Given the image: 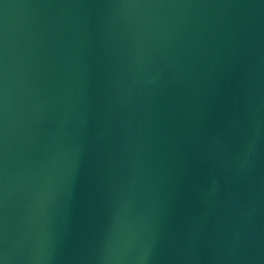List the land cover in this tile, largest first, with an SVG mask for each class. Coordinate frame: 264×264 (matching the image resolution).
<instances>
[{"label":"water","instance_id":"95a60500","mask_svg":"<svg viewBox=\"0 0 264 264\" xmlns=\"http://www.w3.org/2000/svg\"><path fill=\"white\" fill-rule=\"evenodd\" d=\"M0 264H264V0H0Z\"/></svg>","mask_w":264,"mask_h":264}]
</instances>
